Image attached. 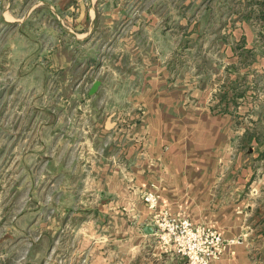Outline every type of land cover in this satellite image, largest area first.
I'll return each mask as SVG.
<instances>
[{"label":"crops","instance_id":"0c3cea01","mask_svg":"<svg viewBox=\"0 0 264 264\" xmlns=\"http://www.w3.org/2000/svg\"><path fill=\"white\" fill-rule=\"evenodd\" d=\"M194 2L190 22L171 0H35L11 20L0 264H186L158 239L146 190L241 239L213 264H264V0Z\"/></svg>","mask_w":264,"mask_h":264},{"label":"built area","instance_id":"2783aa9c","mask_svg":"<svg viewBox=\"0 0 264 264\" xmlns=\"http://www.w3.org/2000/svg\"><path fill=\"white\" fill-rule=\"evenodd\" d=\"M142 200L151 213L150 221L158 239L165 245H171L185 258L186 264H213L227 245L239 242V239L223 238L216 228L194 223L160 207L159 196L153 190H146Z\"/></svg>","mask_w":264,"mask_h":264},{"label":"rangeland","instance_id":"374dc122","mask_svg":"<svg viewBox=\"0 0 264 264\" xmlns=\"http://www.w3.org/2000/svg\"><path fill=\"white\" fill-rule=\"evenodd\" d=\"M34 1L35 0H0V48L3 47L2 45H4V42L7 38L6 34L8 33V35H10L11 31L12 32L14 31L13 27L10 25L11 20L19 19L21 16H23V13H24L25 9L27 8V6L32 4ZM130 1L137 3L138 0H130ZM171 1H172L171 15L173 16V20L180 16V9H181V12H183V11L187 12L189 22H190V20L192 21V19H190V18H193L195 16V11H196L195 2H194L195 0H171ZM226 16L227 15L225 14V18H224L223 15H220V17L218 18V20L220 21V24L222 23V20H226ZM34 17H35V15H32L31 19L26 22V23H28L27 24L28 26L34 27L35 24H38L37 18H34ZM41 20H42V18L40 19V21ZM214 20H216V19H214ZM172 28H173L172 33L174 34V36L177 35V37H178V34H176V31H178L179 29L176 28L174 21L172 23ZM193 28H194V26H193ZM190 32H192V30H189V33ZM215 35L216 34L214 32V34H212V36L215 37ZM209 36H210V34L205 35V37H209ZM177 37L175 38L176 43L178 42ZM203 37H204V35H203ZM190 40L191 39H189L188 44L192 49L188 50V56H190L191 54L197 55L198 51H199V47L197 49L198 51L194 50V47L196 45H194L193 42L191 43ZM179 42H183V41L181 40ZM209 48L210 47H206V46L200 48L201 54H203L204 57H210L212 55L213 49L212 48L209 49ZM177 51H178V47H176L173 51V58H172L173 60H175V58H176L175 54ZM217 53L219 55L222 52L220 51V53L219 52H217ZM209 59L210 58H205V60H207V61H205V65H206V68L208 69V73H210V69H211V64H210L211 61L209 62ZM188 60H189V64H187V67L190 68L194 65V63L192 61H195V59L189 58ZM190 60H192V61H190ZM175 62L178 65V60H176ZM3 64H4V62L0 61V69L1 70L4 67ZM214 69H215V67H214ZM177 215H179V214H177ZM240 241H241V239H239V242ZM22 258H21V254L19 252H16L13 249L12 262L15 263V262L20 261V260L23 261ZM31 259H33V258H31Z\"/></svg>","mask_w":264,"mask_h":264},{"label":"water","instance_id":"95a60500","mask_svg":"<svg viewBox=\"0 0 264 264\" xmlns=\"http://www.w3.org/2000/svg\"><path fill=\"white\" fill-rule=\"evenodd\" d=\"M98 85H99V81H97V80L94 81V82L92 83V85H91V87H90L88 93H89L90 95H93V94L95 93V91H96Z\"/></svg>","mask_w":264,"mask_h":264}]
</instances>
